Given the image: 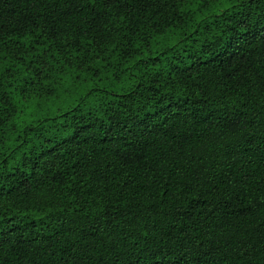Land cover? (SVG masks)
Returning a JSON list of instances; mask_svg holds the SVG:
<instances>
[{
  "label": "trees",
  "instance_id": "16d2710c",
  "mask_svg": "<svg viewBox=\"0 0 264 264\" xmlns=\"http://www.w3.org/2000/svg\"><path fill=\"white\" fill-rule=\"evenodd\" d=\"M0 264H264V0H0Z\"/></svg>",
  "mask_w": 264,
  "mask_h": 264
}]
</instances>
